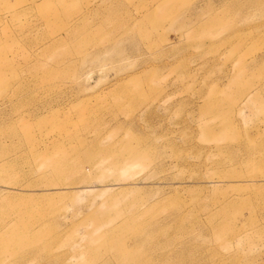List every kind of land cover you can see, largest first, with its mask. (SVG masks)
<instances>
[{
	"label": "rangeland",
	"instance_id": "1",
	"mask_svg": "<svg viewBox=\"0 0 264 264\" xmlns=\"http://www.w3.org/2000/svg\"><path fill=\"white\" fill-rule=\"evenodd\" d=\"M0 264H264V0H0Z\"/></svg>",
	"mask_w": 264,
	"mask_h": 264
}]
</instances>
